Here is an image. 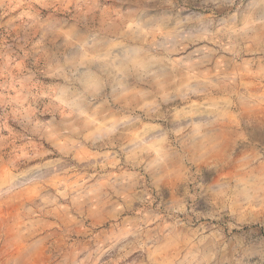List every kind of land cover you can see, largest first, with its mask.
Masks as SVG:
<instances>
[{
  "label": "clouds",
  "instance_id": "clouds-1",
  "mask_svg": "<svg viewBox=\"0 0 264 264\" xmlns=\"http://www.w3.org/2000/svg\"><path fill=\"white\" fill-rule=\"evenodd\" d=\"M0 264H264V0H0Z\"/></svg>",
  "mask_w": 264,
  "mask_h": 264
}]
</instances>
